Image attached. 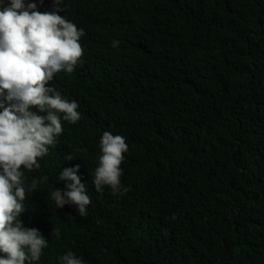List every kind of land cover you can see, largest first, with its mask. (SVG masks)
Here are the masks:
<instances>
[{
	"label": "trees",
	"instance_id": "trees-1",
	"mask_svg": "<svg viewBox=\"0 0 264 264\" xmlns=\"http://www.w3.org/2000/svg\"><path fill=\"white\" fill-rule=\"evenodd\" d=\"M63 4L58 14L83 29V55L48 86L81 119L61 114L40 168L21 169L26 184L48 177L26 189L17 218L47 239L33 264H61L68 251L84 264H264V0ZM105 131L129 146L127 192L95 189ZM76 164L91 199L83 217L50 196Z\"/></svg>",
	"mask_w": 264,
	"mask_h": 264
},
{
	"label": "clouds",
	"instance_id": "clouds-1",
	"mask_svg": "<svg viewBox=\"0 0 264 264\" xmlns=\"http://www.w3.org/2000/svg\"><path fill=\"white\" fill-rule=\"evenodd\" d=\"M62 5L63 0H53L52 10L42 12L35 2L25 5L24 0H9L0 10V253L5 254L0 256V264H33L47 247V239L39 229L24 227L17 218L27 210L22 203L26 189L35 192L38 183L46 182L48 177L26 184L21 169L40 168L37 158L47 155L48 146L57 143L63 133L61 114L71 123L81 119L77 102L62 99L61 91L48 86L61 71L72 73L83 55L79 43L83 29L78 30L58 14L65 9ZM118 44L112 41L113 47ZM33 107L36 112L30 110ZM128 147L123 136L103 133L102 155L93 179L97 191L105 185L111 187L113 195L128 191L121 184L120 168ZM73 158L71 153L65 157ZM79 167L64 168L58 180L71 183L51 191L50 196L56 208L74 205L83 217L91 199L77 175ZM60 261L84 264L72 251Z\"/></svg>",
	"mask_w": 264,
	"mask_h": 264
}]
</instances>
